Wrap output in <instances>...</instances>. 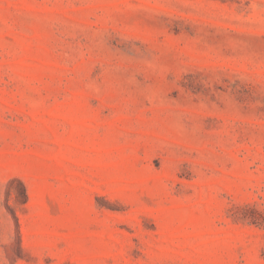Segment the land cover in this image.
Segmentation results:
<instances>
[{
  "label": "rangeland",
  "instance_id": "1",
  "mask_svg": "<svg viewBox=\"0 0 264 264\" xmlns=\"http://www.w3.org/2000/svg\"><path fill=\"white\" fill-rule=\"evenodd\" d=\"M0 264H264V0H0Z\"/></svg>",
  "mask_w": 264,
  "mask_h": 264
}]
</instances>
